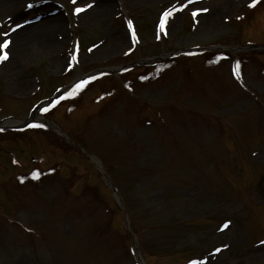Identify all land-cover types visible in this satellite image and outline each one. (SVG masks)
Wrapping results in <instances>:
<instances>
[{
	"label": "rangeland",
	"instance_id": "374dc122",
	"mask_svg": "<svg viewBox=\"0 0 264 264\" xmlns=\"http://www.w3.org/2000/svg\"><path fill=\"white\" fill-rule=\"evenodd\" d=\"M250 2L0 0V33H8L0 43L10 41L0 61V119L26 118L56 88L102 67L179 47L264 45V0ZM195 9L207 11L193 17ZM54 10L58 18L34 20ZM165 12L171 15L161 28ZM41 21L46 43L33 35L10 47ZM258 52L225 50L215 72L206 57L181 54L143 70L99 74L97 85H75L40 111L101 158L150 264H264V107L251 93L264 106ZM237 60L248 94L229 75ZM124 86L137 95L128 97ZM12 130H0V264H137L113 192L89 163L90 175L80 170L79 149L45 124ZM11 132L30 145L15 152L20 164L55 147L57 175L34 170L19 180L5 151L19 150L6 143Z\"/></svg>",
	"mask_w": 264,
	"mask_h": 264
},
{
	"label": "snow or ice",
	"instance_id": "6c2138e0",
	"mask_svg": "<svg viewBox=\"0 0 264 264\" xmlns=\"http://www.w3.org/2000/svg\"><path fill=\"white\" fill-rule=\"evenodd\" d=\"M189 2L192 3V2H194V0H189ZM255 3H256V0H251L249 6L251 7ZM88 6H90V5H86L85 7H88ZM28 7H31V4H29ZM82 10L83 9L79 8V7L75 9L76 12H80ZM199 11H207V9H195V10H193V12H192L193 17H195ZM169 15H171V13L165 12L163 14V16L161 17V21H160V27L161 28L164 27V17L169 16ZM128 25H129V27H131V21H128ZM16 27H19V25H17ZM0 35L7 36L8 33H0ZM9 42L10 41L8 39H4L3 42L0 43V61L7 58V53L2 51V50L9 44ZM73 59H74V57H73ZM90 79H93V77H90ZM85 83H87L86 80L80 81V83L76 85V90L82 88ZM74 92H75V90L69 94L72 95V94H74ZM32 175H33V178H36L38 176V173L33 172ZM214 251L218 252V251H220V249H215ZM188 264H198V262L196 260H190L188 262Z\"/></svg>",
	"mask_w": 264,
	"mask_h": 264
},
{
	"label": "bare ground",
	"instance_id": "6f19581e",
	"mask_svg": "<svg viewBox=\"0 0 264 264\" xmlns=\"http://www.w3.org/2000/svg\"><path fill=\"white\" fill-rule=\"evenodd\" d=\"M3 3H4V1H3ZM6 5H8V6H11L9 3H7ZM94 6H96V5H94ZM93 6V7H94ZM99 8V7H98ZM96 11H98V9L96 10ZM99 11H100V8H99ZM41 20H43L44 21V19H41ZM43 21H41V22H39V23H37V24H35V25H29V26H26V28L27 27H31V29H29L28 31H26V32H24L23 34H18V35H16L15 37H14V39L12 40V42H11V44H10V47H12L14 44H15V48L17 47V45H19L18 43H20V41H21V43H20V45L22 44V43H26L27 42V40L26 39H30L31 37H34L35 35H37L38 36V38H39V40H40V43L41 42H43V43H46L50 38H48V34H46V33H44V30L43 29H41V27H42V23H43ZM54 21V20H53ZM52 21V22H53ZM32 26L34 27V29L32 28ZM37 26V27H36ZM34 35V36H33ZM30 36V37H29ZM23 40V41H22ZM109 44V43H108ZM111 44V43H110ZM110 46V45H109ZM109 46H108V48H109ZM107 48V47H106ZM97 50V49H96ZM107 50V49H106ZM99 51H101V50H99Z\"/></svg>",
	"mask_w": 264,
	"mask_h": 264
}]
</instances>
